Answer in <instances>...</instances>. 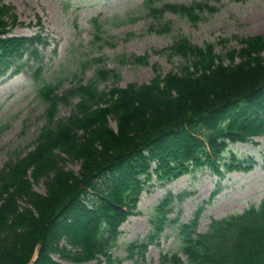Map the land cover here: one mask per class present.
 Masks as SVG:
<instances>
[{
    "label": "trees",
    "instance_id": "16d2710c",
    "mask_svg": "<svg viewBox=\"0 0 264 264\" xmlns=\"http://www.w3.org/2000/svg\"><path fill=\"white\" fill-rule=\"evenodd\" d=\"M149 9L193 22L199 13L216 11L204 2ZM23 25L14 7L0 1V75L13 68L18 73L24 56L30 61L44 43L41 35L8 36ZM236 39L240 49L217 54L211 43L199 47L179 38L168 52L184 60L179 71L157 74L148 84L101 90L100 81L120 75L99 70L95 80L63 94L52 84L41 87L48 109L34 148L0 169V264H62L55 256L75 264H121L112 255L119 228L153 177L169 182L203 166L218 175L220 168L248 170L225 154L230 143L264 135V36ZM132 60L148 64L146 57ZM60 106L74 110L58 118ZM39 183L44 194L34 188ZM175 198L170 193L155 208L148 239L176 222L167 208ZM202 210L179 227L189 264H264V200L198 233ZM135 248L147 246L133 244L131 252ZM167 262L182 264L177 254L165 256Z\"/></svg>",
    "mask_w": 264,
    "mask_h": 264
},
{
    "label": "rangeland",
    "instance_id": "374dc122",
    "mask_svg": "<svg viewBox=\"0 0 264 264\" xmlns=\"http://www.w3.org/2000/svg\"><path fill=\"white\" fill-rule=\"evenodd\" d=\"M0 1L14 7L19 21L26 24L14 31L16 35L38 33L45 40L29 66H23L18 74L10 71L0 76V169L12 157L29 152L36 143L47 110V103L38 96V88L61 82L60 91H63L73 84L95 80L99 70L120 75L118 80L100 81L101 90L132 83L146 84L156 77V64L162 75L179 71L184 60L179 56L170 57L167 52L181 36L200 46L213 43L216 52L222 54L232 47H240L232 39L234 36L264 35V0H154L155 8L166 3L191 5L199 1L216 7L214 12L199 13L195 22L174 13H153L147 0ZM133 56L148 57V65L135 63ZM28 59L25 56L20 65ZM36 70H39L37 78ZM73 110V106H60L58 118L68 117ZM112 126H116L115 122ZM230 148L240 159L253 158V170L226 173L221 179L205 167L172 183L153 178L134 214L120 228L114 257L122 260V264H162L163 256L179 253L183 264H188L181 251L179 227L190 222L200 206L204 211L198 230L206 232L213 220L259 205L264 199V136L251 143L232 144ZM69 168L78 171L79 165L71 164ZM34 188L40 193L46 192L44 183ZM216 191V197L211 198ZM169 192L184 195L167 207L168 218L176 222L168 223L148 243L146 239L154 231L151 219L155 208ZM144 242L146 252H130L133 243ZM55 258L64 264H75L59 256ZM87 264H98V261Z\"/></svg>",
    "mask_w": 264,
    "mask_h": 264
}]
</instances>
